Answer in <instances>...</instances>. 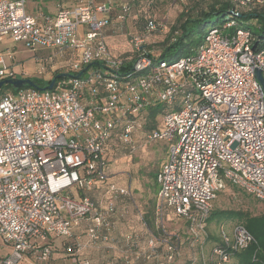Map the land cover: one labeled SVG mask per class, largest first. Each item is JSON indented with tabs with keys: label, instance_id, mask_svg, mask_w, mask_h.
<instances>
[{
	"label": "built area",
	"instance_id": "built-area-1",
	"mask_svg": "<svg viewBox=\"0 0 264 264\" xmlns=\"http://www.w3.org/2000/svg\"><path fill=\"white\" fill-rule=\"evenodd\" d=\"M26 1L0 0V43L67 55L70 76L51 89L0 91V264H169L182 238L164 223L181 222L194 241L207 237L212 201L226 184L264 202V91L255 75L264 79V47H253L250 31L227 21L192 53L153 64L143 46L157 27L149 20L128 36L138 58L125 68L104 30L125 20L130 4L61 0L54 13H31ZM15 68L5 47L0 80L16 77ZM159 104L160 128L148 138L168 149L154 176V227L143 219V233H115L117 200L131 199L108 181L115 121ZM218 239L209 251L215 264L255 241L243 224Z\"/></svg>",
	"mask_w": 264,
	"mask_h": 264
},
{
	"label": "rangeland",
	"instance_id": "rangeland-1",
	"mask_svg": "<svg viewBox=\"0 0 264 264\" xmlns=\"http://www.w3.org/2000/svg\"><path fill=\"white\" fill-rule=\"evenodd\" d=\"M119 1L126 2L127 0ZM200 1H202L200 6H204L214 0H140L138 4H133L131 13L125 20L121 22L113 20V23H116L115 34L117 36L114 42L120 46L116 48L117 52H115L121 53V49L131 50L128 36L129 34L144 33L141 20H144V17H149L157 23L155 30L145 35L144 43H154L153 50H159L160 47L157 43L166 37L176 17L180 13H191L193 5ZM232 1L239 9H247L244 3H237V0ZM48 2L49 0H27L25 7L33 13L36 7H42ZM250 29L254 33H264L260 28H257L254 20L250 22ZM83 31V25H80L79 32L83 34ZM5 47H8L14 56L15 70L20 78L35 77L50 81L54 72H61L67 68L65 63L61 60L58 61L60 58L52 49L33 50L22 42L0 43L1 52L5 51ZM178 55H180L178 50L171 49L165 59L171 61ZM158 121L160 125V118ZM142 122L143 120L136 123L134 130L126 139L121 136V142L114 136L108 152V181H113L115 185L129 189L131 193V199L120 197L117 200V210L122 213V216L116 221L115 233L116 231L117 233L133 231L137 234L144 232L141 222L145 219L146 213L153 212L155 195L158 190L152 173L156 172L167 159L168 144L161 140L148 138ZM263 207L264 204L261 201L230 184H226L225 188L212 201L211 212L215 210L241 211L249 216H258L263 212ZM236 223L241 222L237 218H227L221 221L213 219L206 224V234L218 238L221 229L229 230ZM164 226L168 232H180L182 238L178 253L169 264H215L209 259L211 242L191 240L188 238L189 233L187 230L184 231L183 224L179 221L167 222L164 223ZM61 242V240L57 241V245H61ZM2 250L0 247V251ZM93 255L101 258L103 254L95 251ZM26 262L27 260H22L20 264H26ZM221 264H240V262L237 258H231Z\"/></svg>",
	"mask_w": 264,
	"mask_h": 264
},
{
	"label": "trees",
	"instance_id": "trees-1",
	"mask_svg": "<svg viewBox=\"0 0 264 264\" xmlns=\"http://www.w3.org/2000/svg\"><path fill=\"white\" fill-rule=\"evenodd\" d=\"M126 2L130 4V11L125 16L128 17L131 13L133 4H138L140 0H127ZM201 2L202 1L196 2L193 5L191 13H180L176 17L174 23L170 26L166 37L157 43L160 47L159 50H153L154 43L143 44L145 49L144 54L153 64L158 61L172 63L179 58L192 53L209 30L217 28L227 21H233L234 28L250 31L253 36V47L255 49L264 47V33H254L250 29V22L254 20L257 28H260L264 32V0H237V3L242 2L246 5V10L239 9L236 3L232 0H214L204 6H200ZM141 20L143 23V29L146 22L151 19L149 17H144V20ZM171 49L178 50L180 55L173 60L168 61L165 57ZM119 56H121L126 63L125 68L132 66L133 61L138 58V56L133 53L132 49L121 52ZM58 73L67 72H54L52 78ZM16 77L19 76L17 75ZM31 79H33L35 86L24 85L21 88L42 89L51 81H45L41 78L35 77H32ZM18 89H15L10 85H4L0 91H16ZM164 110L163 104H159L155 107H148L140 117H127L115 121V137L121 142L122 140L119 137L120 134L125 133V129L131 127L128 133L130 135L134 130L136 123L141 120H143L142 126L144 127V130L147 131V136L150 135L154 131L159 130L160 125L158 118H161V114ZM105 157H108V153L105 154ZM155 173L156 172L152 173L153 177L155 176ZM262 203L264 204V202ZM144 218L147 226L153 228L154 221L151 211L146 213ZM227 218H237L241 223L236 224H243L255 240L241 251L231 254L230 259L237 258L239 259L240 264H264V207L263 212L258 216H249L241 211L215 210L211 212L210 209L207 216V223L213 219L221 221L222 219ZM201 238L202 237H199L198 241L203 240V242L206 241V243L207 241L211 242V247L220 245L219 239L216 237L214 238L211 235L204 237L203 239Z\"/></svg>",
	"mask_w": 264,
	"mask_h": 264
},
{
	"label": "crops",
	"instance_id": "crops-1",
	"mask_svg": "<svg viewBox=\"0 0 264 264\" xmlns=\"http://www.w3.org/2000/svg\"><path fill=\"white\" fill-rule=\"evenodd\" d=\"M59 1H61V0H49V2L46 5H44L42 7H38V8L36 7L33 11H35L37 9H41V10L47 12V13H54L55 10H56V7H55L56 3H58ZM62 4L63 5H68L69 2H64ZM115 25H116V23H113V21H112L111 24L107 28H105V30H104V40H105L107 46L109 47V49L111 50V52L113 54H115V55H119L120 53H116L117 52L116 48H118L120 46H119V44H115V42H114L116 37H117L116 34H115ZM5 43H8V42L6 41V42H4V44ZM123 51H124V49H121L120 52H123ZM58 57L60 58V59H58V61L61 60L63 63L66 64L65 66L67 67L68 56L67 55H58ZM64 71H66V70H64ZM61 72H63V70ZM2 249L3 250L0 251V254H3L5 252V249L4 248H2ZM57 263L60 264L59 262H57Z\"/></svg>",
	"mask_w": 264,
	"mask_h": 264
},
{
	"label": "water",
	"instance_id": "water-1",
	"mask_svg": "<svg viewBox=\"0 0 264 264\" xmlns=\"http://www.w3.org/2000/svg\"><path fill=\"white\" fill-rule=\"evenodd\" d=\"M255 75H256V79L258 80V82L260 83V85L262 86L263 91H264V79H263L260 71L256 70ZM68 76H70V74L58 73L42 89H51L53 87L56 79L64 78V77H68ZM4 85H10L15 89L21 88L24 85L35 86L33 79H31V78H20V77H14V78H8V79L0 80V88Z\"/></svg>",
	"mask_w": 264,
	"mask_h": 264
}]
</instances>
